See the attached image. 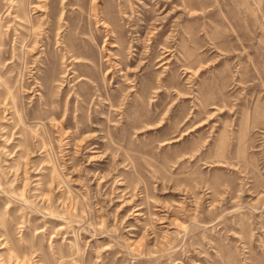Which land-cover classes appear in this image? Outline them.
<instances>
[{
    "label": "rangeland",
    "instance_id": "obj_1",
    "mask_svg": "<svg viewBox=\"0 0 264 264\" xmlns=\"http://www.w3.org/2000/svg\"><path fill=\"white\" fill-rule=\"evenodd\" d=\"M0 264H264V0H0Z\"/></svg>",
    "mask_w": 264,
    "mask_h": 264
},
{
    "label": "bare ground",
    "instance_id": "obj_2",
    "mask_svg": "<svg viewBox=\"0 0 264 264\" xmlns=\"http://www.w3.org/2000/svg\"><path fill=\"white\" fill-rule=\"evenodd\" d=\"M10 13H11V11L8 12V14H10Z\"/></svg>",
    "mask_w": 264,
    "mask_h": 264
}]
</instances>
